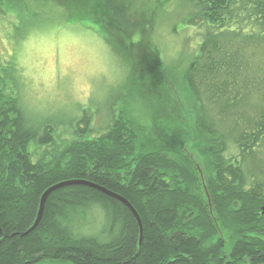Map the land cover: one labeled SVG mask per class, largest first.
Here are the masks:
<instances>
[{
    "label": "trees",
    "instance_id": "obj_1",
    "mask_svg": "<svg viewBox=\"0 0 264 264\" xmlns=\"http://www.w3.org/2000/svg\"><path fill=\"white\" fill-rule=\"evenodd\" d=\"M42 1L0 0V23H17H11V42L27 34L37 14L31 6ZM194 2L195 18L188 24L202 28L201 41L185 65L172 67L154 43L143 41L150 37L140 26L130 33L113 17V26L103 24L102 14L99 21L93 15L79 19L127 61L130 72L154 71L143 91L129 79L131 103L111 114L101 131L90 127L87 116L77 120L69 138L65 128L36 129L35 113L12 81L14 55L0 59V264H264V0ZM167 79L188 93L194 157L187 150L137 155L135 125H149L160 114L155 102L148 111L142 96ZM71 180L125 198L140 219L141 243L130 211L83 185L51 192L40 221L26 233L42 194ZM94 220L103 223L98 233Z\"/></svg>",
    "mask_w": 264,
    "mask_h": 264
},
{
    "label": "rangeland",
    "instance_id": "obj_2",
    "mask_svg": "<svg viewBox=\"0 0 264 264\" xmlns=\"http://www.w3.org/2000/svg\"><path fill=\"white\" fill-rule=\"evenodd\" d=\"M34 4L31 10L37 14L30 19L27 34L18 41L11 42V23L16 25L15 20L5 19L0 23V59L4 62L14 55L17 65L12 69V81L22 87L19 91L22 102L30 113H35L31 117L32 126L39 131L46 125L70 130L83 116L90 119L94 131H101L109 125L111 114L131 103V89L125 84L131 85L132 79L133 87L143 91V85L150 83L147 77L154 72L153 67L142 71L137 67V73L130 72L127 61L115 56L111 47L81 24L80 18L93 15L97 19V14H102L103 24L106 20L113 26L115 22H108L113 17L130 33L140 26L143 35L150 37L147 42L143 41L152 46L154 43L155 52L166 67L178 61L185 65L201 41L199 30L202 28L198 30L188 24L189 19L195 18L194 0H47ZM68 18L73 21L66 25ZM149 21V30L144 31ZM110 25L107 30L112 32ZM135 37L131 40L136 41ZM135 50L138 54H147L138 47ZM140 79L145 82L142 84ZM166 83L151 86L152 90L142 96L146 109L153 111L151 103L155 102L159 105L154 109L155 114L157 110L160 114L151 117L149 125H135L137 155L156 150L180 154L187 150V156L194 157L189 146L195 134L190 137L194 132L188 93L184 85L178 89L169 79ZM171 89H175L174 96ZM72 132L64 137H72ZM195 150L204 156L203 150L196 147ZM260 156L264 158V151ZM196 167L200 171L198 163ZM102 224V220L97 224L94 220L97 233Z\"/></svg>",
    "mask_w": 264,
    "mask_h": 264
},
{
    "label": "water",
    "instance_id": "obj_3",
    "mask_svg": "<svg viewBox=\"0 0 264 264\" xmlns=\"http://www.w3.org/2000/svg\"><path fill=\"white\" fill-rule=\"evenodd\" d=\"M72 185H83V186H87V187H91V188L97 189L98 191L108 195L109 197L114 198L115 200H117L121 204H123L130 211V213L132 214V216L134 217V219H135V221H136V223L138 225V228H139V244L141 243V239H142V225H141V222H140V219H139L137 213L132 208V206L129 204V202L125 198L121 197L120 195L112 193V192H109V191H107V190H105V189H103V188H101V187H99L97 185H94L92 183H89L88 181H85V180L84 181L83 180H71V181H67V182H62V183L56 184V185L50 187L49 189H47L42 194V196L40 198L37 217H36L32 227L26 233L32 231L36 227L38 222L40 221L42 213H43V210H44V205H45L46 199L49 196V194L51 192H53L54 190H56V189H59V188H62V187H66V186H72ZM261 214L264 215V206L261 208Z\"/></svg>",
    "mask_w": 264,
    "mask_h": 264
}]
</instances>
